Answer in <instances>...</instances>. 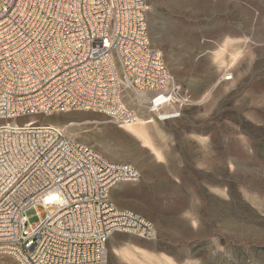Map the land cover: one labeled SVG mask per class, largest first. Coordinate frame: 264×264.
Returning <instances> with one entry per match:
<instances>
[{"label": "rangeland", "instance_id": "obj_1", "mask_svg": "<svg viewBox=\"0 0 264 264\" xmlns=\"http://www.w3.org/2000/svg\"><path fill=\"white\" fill-rule=\"evenodd\" d=\"M148 2L152 44L179 93L160 117L152 94L125 90L144 136L88 111L20 122L63 128L141 172L110 198L152 222L158 237L114 234L106 264H264V0ZM175 109L180 118L164 119ZM27 216L40 220L36 209ZM0 264L16 262L0 255Z\"/></svg>", "mask_w": 264, "mask_h": 264}, {"label": "built area", "instance_id": "obj_2", "mask_svg": "<svg viewBox=\"0 0 264 264\" xmlns=\"http://www.w3.org/2000/svg\"><path fill=\"white\" fill-rule=\"evenodd\" d=\"M150 11L148 0H0V255L16 264H106L116 233L157 239L152 222L110 198L117 185L141 180L136 167L63 128L20 122L88 111L134 124L126 89L152 93L153 109L175 106L179 89L152 44ZM181 116L175 109L166 119Z\"/></svg>", "mask_w": 264, "mask_h": 264}, {"label": "bare ground", "instance_id": "obj_3", "mask_svg": "<svg viewBox=\"0 0 264 264\" xmlns=\"http://www.w3.org/2000/svg\"><path fill=\"white\" fill-rule=\"evenodd\" d=\"M141 94H142V93H141ZM144 96H145V94H144ZM146 96H147V94H146ZM145 98H146V97H145ZM160 110H161V109H160L159 106H158V107H155L152 111H153V112H156V113L158 114V116L161 117V112H160ZM166 117H167V115H166ZM166 117H165L164 119H166ZM162 118H163V117H162ZM143 124H144L143 122H139V123L128 124V125H130V126H129V129H130V128L134 129L135 133L142 137V136H144L142 130H141V129L135 130V129H137L138 127L142 126ZM126 126H127V125H126ZM135 126H137V127H135ZM127 127H128V126H127ZM130 130H131V129H130Z\"/></svg>", "mask_w": 264, "mask_h": 264}, {"label": "crops", "instance_id": "obj_4", "mask_svg": "<svg viewBox=\"0 0 264 264\" xmlns=\"http://www.w3.org/2000/svg\"><path fill=\"white\" fill-rule=\"evenodd\" d=\"M150 94H152V93H150ZM152 96H153V94H152ZM121 184H119V185H117L116 187H114L113 189H112V191L114 190V189H116L118 186H120ZM111 191V192H112ZM113 202V201H112ZM114 203V202H113ZM115 204V203H114ZM116 205V204H115ZM117 207V206H116ZM118 208V207H117ZM118 209H121V210H127V211H131V210H129V209H123V208H118ZM133 212V211H132Z\"/></svg>", "mask_w": 264, "mask_h": 264}]
</instances>
